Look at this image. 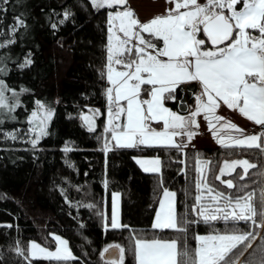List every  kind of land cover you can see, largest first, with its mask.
<instances>
[{
    "label": "trees",
    "instance_id": "16d2710c",
    "mask_svg": "<svg viewBox=\"0 0 264 264\" xmlns=\"http://www.w3.org/2000/svg\"><path fill=\"white\" fill-rule=\"evenodd\" d=\"M65 8H70L73 15L59 24ZM114 8H96L90 0H8L6 10H0V41L10 38V25L16 15L26 13L24 18L30 26L27 30L18 29L15 41L0 48V55L9 53L11 57L6 61L7 73H0V79L17 90L21 85L28 89L20 93L23 103L14 112L18 119L0 121V130L27 127L30 122L26 117L37 107V99L50 102L56 110L49 123V135L39 141L36 157L29 140H5L0 136V246L5 251L17 238L26 249L31 239L55 246L51 233H56L68 239L77 257L84 258L63 264H84V260L88 264H111L100 252L113 242L125 246L126 264H136L132 252L134 231L143 238H176L178 247L186 240L195 249L199 243L197 233L226 227L222 219L205 221L191 209L196 202L197 180L201 178L199 160L208 161L211 171L205 176L213 190L235 194L234 188L223 184V179H232L237 187L245 183L259 191L256 174L264 169V150L257 146L113 144L105 153V140L110 143L112 139L106 126L108 106L104 91L110 84L106 20L108 11ZM52 22L58 28L53 29ZM29 49L34 63L20 68ZM84 114L93 118L94 129L87 127ZM137 156H159L162 171L146 172L133 159ZM243 158L254 164L249 177L242 178L243 165H236L233 172L219 173L225 160ZM253 180L256 183H250ZM164 188L176 192L178 216L198 221L189 226L186 235L152 227ZM115 191L121 195L123 227L106 229L104 223L111 222ZM6 222L12 226H6ZM240 227H247V222H241ZM17 264L29 262L17 258ZM30 264L61 261L33 257Z\"/></svg>",
    "mask_w": 264,
    "mask_h": 264
},
{
    "label": "snow or ice",
    "instance_id": "6c2138e0",
    "mask_svg": "<svg viewBox=\"0 0 264 264\" xmlns=\"http://www.w3.org/2000/svg\"><path fill=\"white\" fill-rule=\"evenodd\" d=\"M90 3L96 8L107 6L112 9L115 6L116 9L107 13L105 47L107 80L110 84L104 90L108 106L107 128L112 130L116 145L181 147L173 137L186 130L187 138L191 140L195 134L193 126H199L196 119L199 113H205L210 127L213 121L224 119L215 114L222 101L260 126L259 132L241 135L240 138L229 136L227 141L233 146H257L264 150V0H204L203 3L199 0H175L174 9L169 8L166 14H157L147 20L138 18L128 0H90ZM7 5L8 0H0V10H6ZM25 15L21 13L14 17V23L10 25V38L0 41V48L15 41L18 29L27 30L30 27ZM72 15L73 11L65 8L59 24ZM48 19L51 22V16ZM58 26L52 22L53 29ZM143 33L149 34V38ZM201 33L206 34L204 38H201ZM133 39L139 43L133 44ZM208 40L212 46H208ZM120 54L127 59L118 58ZM32 55L29 49L19 67L33 64ZM10 58L9 53L0 55V73H7L6 61ZM114 64L122 67L115 68ZM142 85L145 87L142 88ZM197 86L200 91L192 93L196 107L187 116L166 105V100L178 99L179 88L195 89ZM27 90L23 85L19 90L12 88L4 79H0V121L18 119L14 112L23 103L20 93ZM142 91L150 92L149 98L142 99ZM125 100L126 106L121 103ZM56 102H59V97ZM35 103L37 107L26 117L30 122L27 139L34 157L40 148L39 141L49 135V123L56 111L50 102L37 99ZM98 111L93 109V112ZM84 115L91 128L92 118ZM125 115L126 123H116ZM152 122H162L163 127H154ZM220 127L236 129L238 133L245 131L231 120L220 124ZM19 132L20 129H12L3 138L24 139ZM217 139L221 144L226 142L224 136H217ZM109 147L106 139L105 153ZM133 159L146 172H161L159 156H137ZM207 163L203 161L199 169L202 179L197 180L196 202L191 209L205 221L222 219L226 227L207 234L197 233L199 243L195 249L190 248L186 240L183 246L178 247L176 238L146 239L137 236L134 231L132 252L137 264H264V169L256 174V179L260 181L258 192L250 184L241 183L237 187L232 179H223L224 185L235 189L233 194L232 191L213 190V185L203 175V165ZM223 163L220 174L233 172L236 165H243L242 178L249 177V169L254 167L248 158L225 160ZM61 191L64 189L61 188ZM113 196L111 223L105 220L106 229L123 227L118 222L115 201L119 193H113ZM175 196V191L163 189L152 227L174 229L186 235L189 226L198 221L178 216ZM65 199H68L67 196ZM68 203L73 202L68 200ZM241 222H247V227L241 228ZM6 226L11 227V222H6ZM51 235L57 241L54 250L44 247L35 239L29 241L30 247L27 249L21 246L19 238L14 245H8L7 251L0 246V264H17V258L30 264L33 257L39 256L56 258L61 264L84 259L75 255L64 236ZM125 253L124 245L113 242L105 245L100 255L105 257L107 254L106 258L111 260V264H125ZM84 264H88V261L84 260Z\"/></svg>",
    "mask_w": 264,
    "mask_h": 264
},
{
    "label": "crops",
    "instance_id": "0c3cea01",
    "mask_svg": "<svg viewBox=\"0 0 264 264\" xmlns=\"http://www.w3.org/2000/svg\"><path fill=\"white\" fill-rule=\"evenodd\" d=\"M172 2L175 4V0H173ZM181 10H184V9H181ZM159 14L163 15L166 13L164 12V9H163V11L160 12ZM142 20H145V18ZM143 34L146 36V38H149V34L147 33H143ZM153 39H158V38H153ZM135 43H139V41H136L135 39H133V44ZM208 46H211V45H208ZM118 58L127 59V57L124 56V54H120ZM113 67L121 68L122 65L114 64ZM144 87L145 86L142 85V88ZM190 91L199 92L200 88L198 86L195 89H189L186 87L179 88L178 99L177 100H166L165 101L166 105L172 108L174 111H179L181 115L187 116L190 112L194 111L196 107L195 97L193 95L191 97L188 96V94L191 93ZM182 93H185V94H182ZM149 96H150V92H144V91L141 92L142 99L146 100L147 98H149ZM180 98H182L183 102L181 101ZM121 103L125 104L126 106V100L121 101ZM215 114L224 119L219 120V121H213L212 126L210 127L205 113L201 112L196 117V119L199 121V126L198 127L193 126V131L195 134L193 135L191 140H188L186 130L181 135H177L173 137V139L176 140L177 143L181 144V146L183 147L202 146V147L212 148V147H218V146H233L230 144V142L227 141V138L229 136L233 138H240L241 135L251 134L252 132H254L251 128L252 124L253 125L256 124L254 121L250 120V118L248 117H245L242 113L239 112L238 109H231L222 101H221L220 106L215 110ZM106 119H108V111H107ZM228 120H231L233 123L239 124L245 130L244 133H238L236 129L220 127V124L226 123ZM121 121H122V118L120 121H116V123H121ZM124 123H126V117H125ZM152 126L163 127V123L162 122H152ZM177 131H180V130L177 129ZM214 132L216 134H214ZM217 136H224L226 138L225 144H221L219 140L217 139ZM113 144H115V142H114V138L112 137L110 146Z\"/></svg>",
    "mask_w": 264,
    "mask_h": 264
},
{
    "label": "rangeland",
    "instance_id": "374dc122",
    "mask_svg": "<svg viewBox=\"0 0 264 264\" xmlns=\"http://www.w3.org/2000/svg\"><path fill=\"white\" fill-rule=\"evenodd\" d=\"M172 1L173 0H128L129 5L134 8V10L137 13L138 18L141 19V20L144 19V18H145V20L150 19L152 16L157 15L160 12H162L163 9H164V12L167 13V10L169 8H174L175 7V4ZM199 2L203 3L204 0H199ZM241 6H242V3H241ZM114 7L115 6H113V8ZM114 10H116V9L114 8ZM204 36H205V34L201 33V38H204ZM206 43L209 44L208 41H206ZM190 92H191L190 93L191 95L188 94L189 97L192 96L193 91H190ZM182 94H185V93H182ZM125 117L126 116H122V119L125 118ZM92 120H93V118H92ZM85 122H86L87 127H89L88 126V123H87V120H85ZM121 123H122V121H121ZM106 126H107V119H106ZM254 126L255 127H258V131H256L254 129ZM94 128H95V122L93 120V126L91 127V129H94ZM251 128L255 132H259L260 131V126L258 124H254V125L252 124V127ZM14 129H20V132L18 134L21 135V136H24L25 137L24 140H28L27 139V132H28V129H29V125L27 127H17V128H14ZM10 130H12V129L0 130V136H5L6 132L7 131H10ZM205 148H210V147H205ZM142 157H155V156H142ZM203 161H206V160H199L198 161V164H197V169H198V172H199V176H201L200 179H202V174H201V172H200L199 169H200L201 164H202ZM160 162H161L160 163V167H161V171H162V161H161V158H160ZM203 169H204L203 175L205 176V174L209 173V164L207 163V164L203 165ZM207 179H208V177H207ZM205 190H207V189H203V191H205ZM172 191H174V190H172ZM113 193H119V192L118 191H115ZM113 193H112V212H113V201H114ZM162 196H163V193H162L161 197ZM176 200H177V195L174 198V201H175V210H176ZM115 201H116V209H117V213H118V222L122 224V221H121V195H120V193H119V196L118 197H115ZM158 208H159V204H158L157 210H158ZM111 215H112V213H111ZM154 220H155V216H154ZM154 220H153V223H154ZM58 235H60V234H58ZM54 238H55V236H54ZM153 238H157V237L146 238V239H153ZM258 241H259V238H257V242ZM38 243H40V242H38ZM56 245H57V241L55 240V246H50V245L49 246L43 245V246L44 247H48V248L54 250L55 247H56ZM28 247H30V245ZM39 258L56 259V258H48L46 256H39ZM110 262H111V260H110ZM125 264H126V258H125ZM136 264H137V261H136Z\"/></svg>",
    "mask_w": 264,
    "mask_h": 264
},
{
    "label": "water",
    "instance_id": "95a60500",
    "mask_svg": "<svg viewBox=\"0 0 264 264\" xmlns=\"http://www.w3.org/2000/svg\"><path fill=\"white\" fill-rule=\"evenodd\" d=\"M206 35V34H205ZM208 42H209V45H211V42H210V40H208ZM212 46V45H211ZM107 257V254L105 255V258ZM107 259V258H106ZM108 260H110V259H108Z\"/></svg>",
    "mask_w": 264,
    "mask_h": 264
},
{
    "label": "built area",
    "instance_id": "2783aa9c",
    "mask_svg": "<svg viewBox=\"0 0 264 264\" xmlns=\"http://www.w3.org/2000/svg\"><path fill=\"white\" fill-rule=\"evenodd\" d=\"M254 129H255L256 131H258V127H255V126H254Z\"/></svg>",
    "mask_w": 264,
    "mask_h": 264
}]
</instances>
